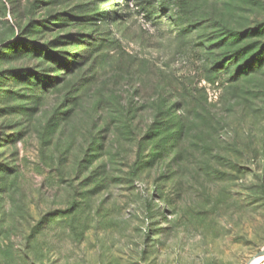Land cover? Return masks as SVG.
I'll return each instance as SVG.
<instances>
[{
  "label": "rangeland",
  "instance_id": "1",
  "mask_svg": "<svg viewBox=\"0 0 264 264\" xmlns=\"http://www.w3.org/2000/svg\"><path fill=\"white\" fill-rule=\"evenodd\" d=\"M43 44L77 57L67 81L94 77L53 121L68 84L19 78ZM170 119L182 133L162 150ZM263 249L264 0H0V264H264Z\"/></svg>",
  "mask_w": 264,
  "mask_h": 264
},
{
  "label": "trees",
  "instance_id": "2",
  "mask_svg": "<svg viewBox=\"0 0 264 264\" xmlns=\"http://www.w3.org/2000/svg\"><path fill=\"white\" fill-rule=\"evenodd\" d=\"M236 33H234V35H236ZM244 47H246L245 44H244ZM244 47L242 46L240 48L241 51L244 50ZM14 50L16 51V48ZM34 50L36 49L31 48V47L30 48L26 47L24 49L25 53H28L30 51L33 52ZM64 54H65L64 51L54 52L53 50H51L50 46L43 44L39 47V54H38L39 58L42 60V63H40L41 69L38 72H33V71H30L29 68H26V69L21 70L20 72L22 74L20 75V77L18 76L20 79L26 78L27 79L26 83L28 85H33V87L36 88V89H31V90H40V91L42 90V92H47L48 89L53 88L54 86L60 83L66 82L68 84V90L65 92V95L61 101V107L63 109L60 110L59 108H56L52 114L51 121L57 119L59 116H62L63 118L67 117L69 114V111L67 109H64L65 106L69 102L75 103V101L78 98V95H76L78 93V90L82 89L87 84L88 85L91 84V82L94 80V77H91V78L89 77H79L78 78L77 77L76 80L72 79V81H69V80L67 81L66 80L67 75L72 74L75 71V69L78 68L80 63L76 56H72L73 61L71 62V64H69L68 62L71 57L69 55L64 57ZM234 58H236L234 56V53H230V56H228L227 60L229 61L231 60L232 62V60H235ZM246 60H249V58H245L244 67L252 68L253 65L252 63H250L251 61L250 60L246 61ZM58 62L61 63L60 67L57 65ZM235 68H239L240 70H242V67H235ZM236 72H239V71H236ZM22 76H26V77H22ZM113 82L116 83V81H113ZM73 92H76L75 95H72ZM97 105L103 106L104 105L103 99H98ZM118 109L120 112L124 114L125 117H129V119L133 117L135 114L133 104L130 102L126 103L125 106L119 107ZM124 125L127 126V123L125 120H124ZM165 125H166V130H168V135H166V139L159 138L156 141V145L158 146L157 148H161L162 150H165L166 146L168 145V142L173 139L175 134L178 135V133L179 134L182 133V126L180 127L179 125H176V122L173 119H170L169 121H167ZM104 127L108 128L109 127L108 123L105 122ZM157 129H159V127H158V124L157 125L155 124V122L148 125L145 131V134L142 136V139H140L139 142L137 143V155L141 151L142 146L145 147L143 142H148V143L152 142L153 137L156 136L152 134H155ZM159 136H160V133H159ZM148 157L153 159L154 155L148 154L145 159L147 160ZM147 162H149V160H147Z\"/></svg>",
  "mask_w": 264,
  "mask_h": 264
},
{
  "label": "water",
  "instance_id": "3",
  "mask_svg": "<svg viewBox=\"0 0 264 264\" xmlns=\"http://www.w3.org/2000/svg\"><path fill=\"white\" fill-rule=\"evenodd\" d=\"M264 257V249L263 250H261L259 253H258V255L255 257V259L258 261V260H260L261 258H263ZM255 259H253V260H255ZM253 260H251V261H253ZM250 263V262H249ZM248 263V264H249Z\"/></svg>",
  "mask_w": 264,
  "mask_h": 264
},
{
  "label": "bare ground",
  "instance_id": "4",
  "mask_svg": "<svg viewBox=\"0 0 264 264\" xmlns=\"http://www.w3.org/2000/svg\"><path fill=\"white\" fill-rule=\"evenodd\" d=\"M255 262L253 261V262H251V263H249V264H254Z\"/></svg>",
  "mask_w": 264,
  "mask_h": 264
}]
</instances>
